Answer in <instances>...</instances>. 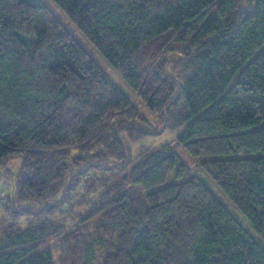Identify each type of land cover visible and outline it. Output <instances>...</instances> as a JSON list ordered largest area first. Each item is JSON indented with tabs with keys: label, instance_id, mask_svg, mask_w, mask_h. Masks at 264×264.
I'll return each instance as SVG.
<instances>
[{
	"label": "trees",
	"instance_id": "1",
	"mask_svg": "<svg viewBox=\"0 0 264 264\" xmlns=\"http://www.w3.org/2000/svg\"><path fill=\"white\" fill-rule=\"evenodd\" d=\"M52 2L200 175L135 153L162 131L42 0H0V264H264L230 212L264 242V0Z\"/></svg>",
	"mask_w": 264,
	"mask_h": 264
},
{
	"label": "rangeland",
	"instance_id": "2",
	"mask_svg": "<svg viewBox=\"0 0 264 264\" xmlns=\"http://www.w3.org/2000/svg\"><path fill=\"white\" fill-rule=\"evenodd\" d=\"M44 4L52 11V13L59 19V21L69 30V32L76 38V40L84 47V49L91 55V57L95 60V62L106 72L109 78L122 90V92L134 103L137 105L138 109L142 113V115L156 128L159 127V131H162L161 135L156 137H148L141 141L140 143L133 146V148L137 152L138 145H143L147 147L156 148L164 144H169L172 146L174 151L180 157L182 163L189 165L194 173L199 174V170L195 167L193 163V159L186 154L183 148L176 144V137L179 134V131L170 132L167 130H162V125L160 122H156L152 113L147 109V107L137 100L135 94H133L123 80L119 77V75L109 66V64L100 57V55L92 49V47L88 44V42L83 38V36L79 33V31L71 24V22L63 15V13L57 8V6L52 2V0H42ZM21 166L20 158H13L11 159L6 165L0 167V194L2 197L6 195H11L14 190V177L15 174L18 172ZM200 175V174H199ZM207 185L210 187H216L215 184L208 178H203ZM217 188V187H216ZM98 195L92 196L90 199L92 201L89 202L91 204ZM88 209V206H82L76 208L75 216L79 214H84ZM231 210V211H230ZM230 212L235 216L238 222L243 226L245 230L252 234V236L264 247V242L259 239V237L253 232V230L249 227L245 218L232 206L230 208ZM73 222L70 221V224ZM246 224V225H245ZM245 225V226H244ZM51 245H53V256L58 264L57 260L61 255V250L56 247V241H52Z\"/></svg>",
	"mask_w": 264,
	"mask_h": 264
},
{
	"label": "water",
	"instance_id": "3",
	"mask_svg": "<svg viewBox=\"0 0 264 264\" xmlns=\"http://www.w3.org/2000/svg\"><path fill=\"white\" fill-rule=\"evenodd\" d=\"M164 124H165V122L163 123V125H162L161 127H163V126H164Z\"/></svg>",
	"mask_w": 264,
	"mask_h": 264
}]
</instances>
